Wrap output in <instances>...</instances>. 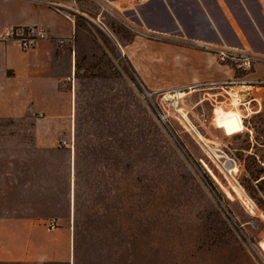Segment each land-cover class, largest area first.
I'll return each instance as SVG.
<instances>
[{
  "label": "rangeland",
  "instance_id": "rangeland-1",
  "mask_svg": "<svg viewBox=\"0 0 264 264\" xmlns=\"http://www.w3.org/2000/svg\"><path fill=\"white\" fill-rule=\"evenodd\" d=\"M66 1L83 51L61 82L63 108L52 115L29 95L24 110H0V220L72 226L74 264H264V88H176L163 56H128L141 32H173L181 46L198 42L180 34L213 38L203 16L186 11L190 0H172L174 31L160 0ZM210 15L223 49L254 61H231L232 79L264 80L262 14H230L238 35ZM234 96L244 128L231 134L219 110ZM35 209L39 218H2ZM6 257L0 264H52Z\"/></svg>",
  "mask_w": 264,
  "mask_h": 264
},
{
  "label": "crops",
  "instance_id": "crops-1",
  "mask_svg": "<svg viewBox=\"0 0 264 264\" xmlns=\"http://www.w3.org/2000/svg\"><path fill=\"white\" fill-rule=\"evenodd\" d=\"M148 1L145 0V2ZM160 1L169 14L170 20L175 23L172 31L175 26L181 27L173 14L175 13L172 7L173 1ZM69 2L66 0H0V33L9 27L38 26L46 31L48 37L40 40L36 48L30 52H23L14 43L0 45L1 111L20 112L27 108L31 99L37 100L35 104L39 109L50 111L52 115L63 108L61 82L66 76L75 75L76 56L83 51L76 46L77 24L76 19L67 14L72 10ZM125 2L127 0H119L121 4ZM187 9L188 12H198L203 16V22L213 38L180 34L182 39L187 37L188 41L198 42L193 46H181L173 43L172 37H175L173 32L164 33L165 36L162 37L169 38H162V40L152 37L157 35L155 31H152L151 36L141 32L134 36L127 46L128 56H163L166 63L165 75L169 82H174L176 88L212 82L221 83L234 78L235 69L218 60V52L220 48L225 47V43L221 35V24H218L210 14L213 9L218 11L223 21L238 35L230 14L260 13L264 17V0H190ZM59 39L65 40L63 46L58 44ZM203 44H212V46ZM175 64L182 69H176V74L173 68ZM150 65L155 74L162 76L157 62L152 60ZM257 67L258 65L254 69L255 75L259 69ZM135 70L141 75L140 66H135ZM61 122L51 120L47 123L49 126H56ZM42 195L47 197L46 192ZM43 200L44 202L41 200V203H44V206L51 205L50 201L48 204L45 199ZM37 210L34 211V214L37 212L35 216L20 213L18 216L2 218H39ZM2 252L7 256V261L30 260L41 263L74 264V230L68 224H60L56 230L48 231L36 221L0 220V253ZM14 256L17 257L14 258Z\"/></svg>",
  "mask_w": 264,
  "mask_h": 264
},
{
  "label": "built area",
  "instance_id": "built-area-1",
  "mask_svg": "<svg viewBox=\"0 0 264 264\" xmlns=\"http://www.w3.org/2000/svg\"><path fill=\"white\" fill-rule=\"evenodd\" d=\"M47 34L44 29L38 27V26H18V27H9L6 28L4 31L0 33V45H7L10 43L17 44L18 47L22 51H31L36 46L37 43L40 40L46 39ZM58 44L60 46H63L65 44L64 39H59ZM239 54L235 53L233 50H219V61L222 64L228 65L231 61L235 62V65L238 68L243 69V67H246L245 69H250V64H254V61L252 59H249V57L244 56H238ZM0 60H1V54H0ZM238 62H242L238 64ZM246 65V66H245ZM216 83H210L207 85H215ZM221 86H230V88H233L234 86H243V88H252L255 90H259V88H264V80H245V78H236L231 80H226L224 82L220 83ZM224 88V87H222ZM66 144V143H65ZM59 227L56 220H51L47 225L48 231H54Z\"/></svg>",
  "mask_w": 264,
  "mask_h": 264
},
{
  "label": "bare ground",
  "instance_id": "bare-ground-1",
  "mask_svg": "<svg viewBox=\"0 0 264 264\" xmlns=\"http://www.w3.org/2000/svg\"><path fill=\"white\" fill-rule=\"evenodd\" d=\"M184 96H186V94L182 93L181 90L175 91L174 97L180 98V97H184ZM234 97H233L234 101L232 102L233 108L231 110L225 111L222 108H220V110H219L220 115L222 117H226V121H224L223 126L231 134L241 132L244 128V126L242 124L241 114L238 110V106L240 105L239 104L240 100L238 99V97H236V96H234ZM227 169H228V172H230L232 170V166L227 164Z\"/></svg>",
  "mask_w": 264,
  "mask_h": 264
}]
</instances>
